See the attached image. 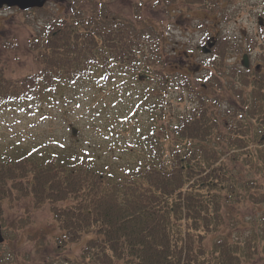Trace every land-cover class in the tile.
I'll list each match as a JSON object with an SVG mask.
<instances>
[{"label": "trees", "instance_id": "1", "mask_svg": "<svg viewBox=\"0 0 264 264\" xmlns=\"http://www.w3.org/2000/svg\"><path fill=\"white\" fill-rule=\"evenodd\" d=\"M76 1L69 0L50 28L36 36L35 41L42 42L36 54L39 71L12 78L5 73L8 61L0 53V106L24 99L35 89L48 92L68 80L94 77L95 71L106 74L116 64L134 70L132 74L139 78H155L150 92L161 95L149 104L155 109L146 139L151 145L135 171L130 166L125 171L110 169L88 149L68 143L40 154L1 153L3 227L9 212H15V228L26 229L33 211L44 204L51 205L56 219L52 253L35 254L22 264H74L65 251L79 242H84L80 258L85 264H116L117 260L122 264H241L240 245L230 226L228 233L221 229L230 224L225 219L231 210L229 194L236 201L242 194L259 201L251 189L261 184L264 174L255 171L250 177L246 166L264 154L254 143L259 129L260 139L264 136V70L244 75L245 89L238 90L241 102L231 110L222 109L224 90L229 89L226 83L238 73L227 70L234 49L229 38L217 36L211 48V56L217 59L208 63L202 81L195 80L189 74L191 67L184 65L189 53L174 48L171 54L172 40L163 23L142 14L151 2L175 11L179 4L207 8L210 2L217 5L222 0H130L135 11L128 15L115 13L110 0ZM246 71L249 68L241 74ZM174 81L195 105L171 124L159 111L164 109L162 96ZM166 149L171 163L161 155ZM5 257L2 253L0 264L8 263Z\"/></svg>", "mask_w": 264, "mask_h": 264}, {"label": "rangeland", "instance_id": "2", "mask_svg": "<svg viewBox=\"0 0 264 264\" xmlns=\"http://www.w3.org/2000/svg\"><path fill=\"white\" fill-rule=\"evenodd\" d=\"M68 1L49 0L41 10L0 8V53L8 61L6 75L14 78L39 71L41 62L36 54L42 42L35 41L36 36L50 28L49 23ZM129 3L130 0L109 1L115 13L126 15L135 11ZM151 3L142 8L143 16L151 17L155 23H163L172 40L168 46L171 54L174 48L189 53L184 65L191 67L189 74L192 79L202 81L208 71V63L217 59L202 50L206 40H217L221 35L229 38L234 49L230 50L227 70L238 73L226 83L229 89L224 90L221 108H235L236 103L241 102L238 90L245 89L244 75L250 72L252 75L257 63H261L259 68L264 70V0H222L217 5L210 2L207 8L194 6L192 9L179 4L175 11L163 10ZM244 54L248 55L249 71L242 75ZM180 59L183 62V57ZM196 64L199 67L194 70L192 67ZM140 69H144V65L137 71ZM95 73L88 79L68 80L49 87L48 92L35 89L24 99L0 106V154L16 150L40 154L47 149L60 150L68 143L88 149L95 160L105 162L110 169L125 171L126 166H130L135 171L151 145L146 139L152 130L151 118L155 109L152 110L149 104L152 100H160L161 95L150 92L155 78H139L132 74L134 70L125 71L116 64L106 74ZM181 91H184L183 99L178 97ZM162 98L164 109L159 113L167 115L171 124L178 115L195 105L176 81L168 84ZM73 126L77 127L75 132ZM261 132L259 129L254 143L259 151H264ZM170 153L168 149L161 152L163 160L167 159L169 163L172 162ZM244 155L241 154L242 157ZM256 158L259 161L246 166L250 177L255 171L264 174V154ZM260 182L257 188L251 189L257 193L259 201L245 199L243 194L241 201H236L237 198L230 194L228 197L231 202L228 209L231 210L225 219L230 224H224L221 230L228 233L230 226L234 241L240 245L241 264H264V180ZM9 213L10 218L4 228L6 240L0 243V256L4 253L7 264H22L35 254L48 256L52 253L51 235L56 219L50 204L36 208L24 230L15 228V220H12L15 212ZM15 218L18 225V218ZM256 225L257 229L254 228ZM83 243L73 244L65 251L79 264H85L80 258ZM9 254L11 257L8 258ZM116 264H122V261L117 260Z\"/></svg>", "mask_w": 264, "mask_h": 264}, {"label": "water", "instance_id": "3", "mask_svg": "<svg viewBox=\"0 0 264 264\" xmlns=\"http://www.w3.org/2000/svg\"><path fill=\"white\" fill-rule=\"evenodd\" d=\"M47 0H0V7L7 6H18L22 9L31 7H41L45 4ZM214 41L209 42L208 46H205L204 50L209 51L210 47L213 45ZM244 63L248 65L247 55H244ZM4 240V235L2 233L1 223H0V241Z\"/></svg>", "mask_w": 264, "mask_h": 264}]
</instances>
